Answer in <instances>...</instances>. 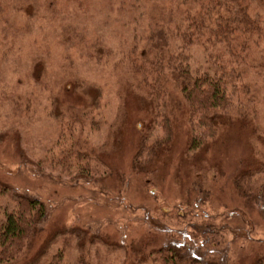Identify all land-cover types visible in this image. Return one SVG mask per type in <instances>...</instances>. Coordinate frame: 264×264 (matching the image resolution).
I'll return each mask as SVG.
<instances>
[{
    "label": "rangeland",
    "instance_id": "1",
    "mask_svg": "<svg viewBox=\"0 0 264 264\" xmlns=\"http://www.w3.org/2000/svg\"><path fill=\"white\" fill-rule=\"evenodd\" d=\"M124 1L0 0V215L17 196L44 202L47 216L33 252L44 246L47 256L63 250L62 259L67 264H77L75 258L85 234L99 235L106 241L85 242L93 256L92 264H118L125 246L140 240L139 235L148 232L146 226L160 223L182 230L189 222L200 225L216 220L224 229L225 248L249 231L252 237L264 240V215L240 208L241 199L228 179L247 167L244 158L259 147L250 141L248 132L231 128L207 153L208 159H193L192 164L200 159L191 171L195 180L216 190L220 185L223 188L220 197L204 201L196 209L180 204L183 189L175 177L180 172L178 179L185 178V165H191V160L185 159L187 130L182 114L176 118L179 127L175 128L171 154L164 156L163 169L154 174L156 186L139 185L141 177L128 187L124 184L117 193L114 179L104 176L99 181L103 166L89 170V176L97 179L95 184L84 176L75 177L71 136L61 130L70 123L69 118L85 121L86 148L94 145L102 149L106 145L105 164L120 172L128 169L137 137L143 131L142 121L148 119L145 107L136 103L140 99L128 98L126 104L120 98L119 84L128 81L122 61L129 37L124 24L127 13L118 10ZM201 58L200 51L194 50L192 61ZM171 90L173 99L179 98L177 91ZM121 107L124 124L116 131L118 142L109 146L110 141L105 142L108 126ZM85 110L89 114L80 118ZM73 127L76 132L78 127ZM211 161H218L226 174L216 185ZM190 211L195 214L193 218L187 216ZM175 212L182 215L181 219L172 217ZM240 216L246 224L236 219ZM241 244L236 241L235 246L241 249ZM227 251L229 258H234L230 246Z\"/></svg>",
    "mask_w": 264,
    "mask_h": 264
},
{
    "label": "trees",
    "instance_id": "2",
    "mask_svg": "<svg viewBox=\"0 0 264 264\" xmlns=\"http://www.w3.org/2000/svg\"><path fill=\"white\" fill-rule=\"evenodd\" d=\"M118 10L127 13L124 24L129 37L122 61L124 76L131 82L119 84L120 98L126 104L128 98L140 99L136 103H142L148 119L142 121L143 131L137 137L128 169L120 172L105 164L106 145L102 149L94 145L86 148L85 121L69 118L70 123L61 130L71 136L75 177L84 176L95 184L97 179L89 176V170L103 166L99 181L104 176L114 179L117 193L124 184L128 187L141 177L139 185L156 186L154 174L163 169L164 156L171 154L175 128L179 127L176 118L182 114L187 130L185 159L191 160V165H185V178L178 179L180 172L175 175L183 189L180 204L196 209L204 201L220 197L221 185L216 190L194 179L191 171L200 159L194 164L192 161L197 156L208 159L207 153L234 128L248 132L250 141L259 147L247 157L240 155L247 158L248 165L228 177L231 189L241 199L240 208L264 215V0H127ZM196 49L202 58L193 62L191 55ZM173 88L179 98L173 99ZM121 109L108 126L105 142L110 141L109 146L118 142L116 131L124 124ZM82 113L80 118L85 119L89 111ZM73 126L78 127L76 132ZM211 163L216 185L226 174L218 161ZM1 211L0 264H19L26 259L30 260L24 264H67L62 259L63 250L47 256L44 246L33 252L47 216L44 202L17 196L10 208ZM188 214L195 216L191 211ZM172 217L181 219L182 215ZM236 219L246 224L245 218ZM220 224L211 219L200 225L189 222L182 230L164 223L146 226L148 232L125 246L118 264H264V240L252 237L250 231L229 242L234 256L229 258ZM83 237L75 261L92 264L93 256L85 242L106 241L99 235ZM236 241L243 243L241 249L235 246Z\"/></svg>",
    "mask_w": 264,
    "mask_h": 264
}]
</instances>
